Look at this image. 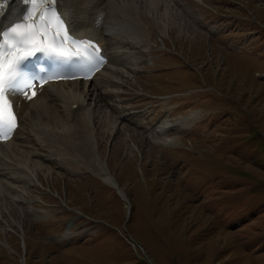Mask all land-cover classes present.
Masks as SVG:
<instances>
[{
	"label": "rangeland",
	"instance_id": "1",
	"mask_svg": "<svg viewBox=\"0 0 264 264\" xmlns=\"http://www.w3.org/2000/svg\"><path fill=\"white\" fill-rule=\"evenodd\" d=\"M121 2L112 4L125 9L124 24L136 19L131 45L99 31L112 46L104 78L119 93L105 103L119 101L105 111L115 131L94 108L86 157L54 128L44 140L52 153L31 138L46 166H25L50 193L6 177L0 264H264V0ZM65 119L57 130L67 134ZM161 121L158 131L176 125L170 145L145 131ZM27 126L16 147L29 144ZM40 225L58 233L42 236ZM77 230L85 241L69 239Z\"/></svg>",
	"mask_w": 264,
	"mask_h": 264
},
{
	"label": "bare ground",
	"instance_id": "2",
	"mask_svg": "<svg viewBox=\"0 0 264 264\" xmlns=\"http://www.w3.org/2000/svg\"><path fill=\"white\" fill-rule=\"evenodd\" d=\"M114 1L117 2L116 0H114ZM119 1L121 2V0H119ZM20 2H21V0H15L14 3H11L10 4V10H14L15 8H19L18 3H20ZM112 2L110 0H58V9H59V11H61L66 16V18L68 19V21L70 23L72 30L76 33L77 36H79V37L90 36V37L99 39L100 42L102 43V40L100 39V37L98 36V33H97L98 30L100 29V28L96 27L97 23H96L95 19L97 17L101 16L103 18L104 22L106 19L110 20V18H111V20L109 22L107 20L105 27L108 30H110V32H112V35L113 36L115 35V37H117V39H118V37H120L119 33L114 34V31L119 29L118 27L125 25L124 24L125 21L123 20L127 16V15L125 16V14H126L125 9H123L120 12L121 8H116L119 11V14L118 13L113 14ZM121 3L126 4L123 1ZM104 4L107 5L106 10H104V7H102V9H101V6ZM90 5H91V7H89ZM81 20H86V22H81ZM104 22H103L102 27L104 26ZM117 32H118V30H117ZM112 35H111V38L113 40V38H115V37H113ZM137 42H139V41H137ZM109 67H110V65H109ZM103 73H104V71H103ZM103 73L101 75L97 76V78H95L94 81H98L100 79V77L103 76ZM104 77H105V75H104ZM111 77H113V76H111ZM103 81H104V85H102L101 91L106 90V87L109 86L111 79H110V77H106L103 79ZM78 84L77 83L50 84L48 87L44 88L42 93L36 98V101L34 103L31 102L29 104H24L23 106L20 107V109H21L20 110V118H21L20 124H22V117L24 115H26V121H27V123L31 129V132H33V133H35L36 131L38 132L39 129H37L36 126H38V124H42V123L45 124L44 125L45 128H43V130L45 129L46 131H48L49 129H53V128L56 129V134H59V139L61 137L60 141L64 142V144L69 145L70 146L69 150L72 147L74 154L77 156L79 154V157L82 158V157H86L88 155L87 151H89L91 143H92V142L90 143V137L93 138V134H92V132L90 133V130H89L90 126H89L88 118H86V116H85L86 114L87 115L89 114L90 110H89L88 106H86V104L84 106H83V104H84V102L86 103L85 97L88 98L87 100L91 99V93H94V91H96L100 85H94L92 87V90H91V89H89V87H91L92 83L86 84L88 87L86 88V85H84L85 90L81 93H77L75 91V86L77 85L76 88H78ZM100 95H101V93H100ZM100 95L96 101L91 99V101L93 102L94 108H97V107L100 108L101 107V105L98 104V101L100 100ZM74 105H77V111L72 112L71 108ZM103 114L104 115L100 114V117H102L104 119L106 126L102 129H104L105 131L112 130L111 132H114L115 131L114 127H116L115 126L116 123L110 118V116L106 113V111H103ZM74 115H76L77 117L81 116L83 118H86L87 120L86 119H82V121L79 120V122L81 124L79 129H77L74 126V124L70 125L69 129H65V131H68L67 134H64L63 132L57 130L58 127L63 126V122L65 119L63 116H65L67 119V117L74 116ZM62 117L64 118L63 120L60 119ZM89 120H90V118H89ZM66 121L68 122V120H66ZM66 121H65V123H66ZM87 121H88V123H87ZM162 123H164V122L161 121L160 124H159V122H156L153 126H151L152 128H150V126H148V128H150V129L149 130L145 129V131L148 135H151L152 137L161 136L163 139V141L161 142L162 146L166 145V144L170 145L171 140H167L168 139L167 134L170 131H172V129H174V126H176V125H172L171 129H169V130H164V131L156 130V128L159 127ZM166 123H168V122H166ZM163 125H164V129H168L165 126V124H163ZM177 125H178V127H180L181 124L178 122ZM87 127H88V129H87ZM110 128H112V129H110ZM26 129H28V128H26ZM18 130L14 134L13 138L9 142L6 143V145L0 144V169L3 167H6V168H3L4 171L6 169L11 170L7 174L8 176H5V179H6V177L9 178V180L6 179V181L8 180L7 182H10L11 184L15 183V182H20L22 179H24L26 177L23 174L17 173L18 170H16V168H13V165H9V164L4 165L1 162H3L5 159L12 157V155H13V158L14 157L19 158L17 154H21V153L30 154V155L32 154V153H29L27 149L25 150V147H27V146L24 145V142L23 143L20 142L22 145L18 146L17 148H15L13 146L8 147L10 144H12L14 137L16 135H18V132H19ZM38 133L40 135L44 134L43 131L38 132ZM31 135H33V134H31ZM75 137H77L79 142L75 143L73 141V139ZM10 148H12V149L10 150ZM133 148H134V150H138V148L136 147L135 144H132V149ZM58 150H59V148H58ZM20 151H22V152H20ZM10 154H12V155H10ZM66 158H68V157H66ZM69 158H71V156ZM4 171H1V172H4ZM14 175H18V177L16 179H12V177H10V176H14ZM98 175L104 179L105 184H107L108 186L117 190L116 186H114L115 183H113L112 179H111L112 182H110L109 181L110 177L108 178L107 176H105L104 172L98 173ZM3 177H4V175H3ZM6 183H5V185L7 187ZM11 184H10V186H11ZM11 187L7 188L10 190V192H12Z\"/></svg>",
	"mask_w": 264,
	"mask_h": 264
},
{
	"label": "trees",
	"instance_id": "3",
	"mask_svg": "<svg viewBox=\"0 0 264 264\" xmlns=\"http://www.w3.org/2000/svg\"><path fill=\"white\" fill-rule=\"evenodd\" d=\"M250 200H252V199H250ZM251 203V202H250ZM248 209H250V207H247Z\"/></svg>",
	"mask_w": 264,
	"mask_h": 264
}]
</instances>
